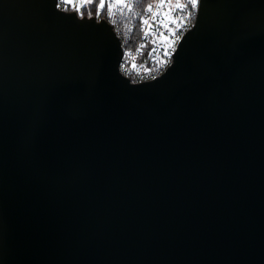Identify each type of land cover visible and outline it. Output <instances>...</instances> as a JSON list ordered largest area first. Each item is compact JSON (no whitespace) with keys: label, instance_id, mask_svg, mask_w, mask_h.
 <instances>
[{"label":"water","instance_id":"obj_1","mask_svg":"<svg viewBox=\"0 0 264 264\" xmlns=\"http://www.w3.org/2000/svg\"><path fill=\"white\" fill-rule=\"evenodd\" d=\"M56 2L0 0V264H264V0H203L141 83Z\"/></svg>","mask_w":264,"mask_h":264},{"label":"built area","instance_id":"obj_2","mask_svg":"<svg viewBox=\"0 0 264 264\" xmlns=\"http://www.w3.org/2000/svg\"><path fill=\"white\" fill-rule=\"evenodd\" d=\"M152 4V10L146 5ZM129 0L130 6H105L104 18L113 27L122 44L119 64L121 73L132 83L150 81L162 76L173 64L184 35L197 20L196 13L189 19L185 13L174 10L173 19L165 13L168 5L155 0ZM147 19L148 23L143 21Z\"/></svg>","mask_w":264,"mask_h":264},{"label":"snow or ice","instance_id":"obj_3","mask_svg":"<svg viewBox=\"0 0 264 264\" xmlns=\"http://www.w3.org/2000/svg\"><path fill=\"white\" fill-rule=\"evenodd\" d=\"M78 2L83 4L85 2V0H57L55 7L60 11H66L67 10L66 7H62V5H64V6L72 5L73 8L75 9L76 15H78L81 19H83L84 18L83 12L80 9L75 8V6ZM87 2H91V0H87ZM155 2L160 6H163L165 4H167L169 6L168 12L165 13V15L168 16L169 19H173V17L171 16V13L174 10H179L182 13H185L187 15V17L189 19H191L193 17V12L196 13V16L198 18L199 13L201 11L203 0H155ZM111 3L115 4L117 6H130L129 0H111ZM106 5L111 7V4H109V0H99V5H98L97 10H96L97 16L100 15L101 10ZM146 7H147V10H149V11L152 10V4L151 3L146 5ZM88 15H89V18L91 19L93 14L91 12H89ZM143 22L145 24L148 23L147 19H145ZM193 27H195V24H193Z\"/></svg>","mask_w":264,"mask_h":264},{"label":"trees","instance_id":"obj_4","mask_svg":"<svg viewBox=\"0 0 264 264\" xmlns=\"http://www.w3.org/2000/svg\"><path fill=\"white\" fill-rule=\"evenodd\" d=\"M145 2L146 3H149V2H151V0H145ZM62 7H66V9L68 10V11H70V10H74L70 5H67V6H64V5H62ZM105 9V8H104ZM103 9V11L100 13V15L99 16H97L96 15V10H97V6H96V4L95 3H93V4H86V5H84L83 6V9H82V11H83V15L85 16H89L88 14H89V12H91L93 15L92 16H96V17H98L99 19H101V18H104V15H105V10Z\"/></svg>","mask_w":264,"mask_h":264},{"label":"rangeland","instance_id":"obj_5","mask_svg":"<svg viewBox=\"0 0 264 264\" xmlns=\"http://www.w3.org/2000/svg\"><path fill=\"white\" fill-rule=\"evenodd\" d=\"M93 3H95L96 4V6L98 7V5H99V0H91V2H87V0H85V2L83 3V4H81V3H77L76 4V6H75V8L76 9H80L81 11H82V9H83V6L84 5H86V4H93ZM72 8H73V6L72 5H70ZM74 9V8H73ZM104 9V8H103ZM103 9L101 10V12L103 11ZM75 10V9H74ZM83 12V11H82Z\"/></svg>","mask_w":264,"mask_h":264}]
</instances>
